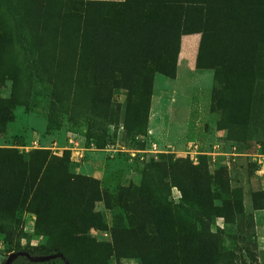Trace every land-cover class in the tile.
Wrapping results in <instances>:
<instances>
[{
    "label": "rangeland",
    "instance_id": "rangeland-1",
    "mask_svg": "<svg viewBox=\"0 0 264 264\" xmlns=\"http://www.w3.org/2000/svg\"><path fill=\"white\" fill-rule=\"evenodd\" d=\"M179 1L0 0V264H264V0Z\"/></svg>",
    "mask_w": 264,
    "mask_h": 264
},
{
    "label": "trees",
    "instance_id": "trees-1",
    "mask_svg": "<svg viewBox=\"0 0 264 264\" xmlns=\"http://www.w3.org/2000/svg\"><path fill=\"white\" fill-rule=\"evenodd\" d=\"M135 1V0H134ZM140 0H137V2H139ZM251 4V3H250ZM177 8H182V10H184V8H187L188 10L190 9H194V8H201V4H200V0H188V4L187 6L183 3H180V1L178 2ZM248 7V6H245ZM216 8H220L219 6H216ZM227 8V7H226ZM233 8V7H231ZM250 8H258V5L256 2H252ZM185 21V20H184ZM200 33L197 31H188V32H184V33ZM182 33V34H184ZM181 34V35H182ZM201 45V42H200ZM199 52H200V46H199ZM66 227V234L69 238H72L71 242L77 243L83 240H91L88 235L85 234V230H81V220L78 221L74 220L71 223L65 224L64 225ZM94 228V225H89L88 229ZM145 238L146 239H151V235L148 234L147 232L144 233ZM187 236H191L192 233L190 234H186ZM65 245V244H64ZM66 246V245H65ZM20 250H24L26 252H28L30 255L33 256H40V255H51V254H62L65 259L67 260L68 264H85V262L79 261L77 263H74L71 261V259L66 255L65 253V248L63 247L62 244H60L59 246L51 244V245H46V244H40L37 246H24V247H16V249H14L12 252L14 251H20ZM11 253V252H9ZM8 253V254H9ZM7 257V256H6ZM11 264H64L62 262V260L60 259H54L50 262H44V263H32L30 261H28L25 257L23 256H18Z\"/></svg>",
    "mask_w": 264,
    "mask_h": 264
},
{
    "label": "crops",
    "instance_id": "crops-1",
    "mask_svg": "<svg viewBox=\"0 0 264 264\" xmlns=\"http://www.w3.org/2000/svg\"><path fill=\"white\" fill-rule=\"evenodd\" d=\"M201 42L200 33H186L180 37L179 61L195 64Z\"/></svg>",
    "mask_w": 264,
    "mask_h": 264
},
{
    "label": "water",
    "instance_id": "water-1",
    "mask_svg": "<svg viewBox=\"0 0 264 264\" xmlns=\"http://www.w3.org/2000/svg\"><path fill=\"white\" fill-rule=\"evenodd\" d=\"M18 256L25 257L28 261L32 263H44V262H50L54 259H60L64 264H68L67 260L62 254H51V255H40V256H33L30 255L28 252L24 250L20 251H14L7 255L5 258L3 264H11Z\"/></svg>",
    "mask_w": 264,
    "mask_h": 264
}]
</instances>
